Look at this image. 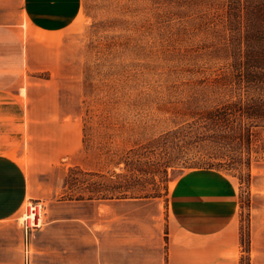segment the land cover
Segmentation results:
<instances>
[{
    "label": "rangeland",
    "instance_id": "rangeland-1",
    "mask_svg": "<svg viewBox=\"0 0 264 264\" xmlns=\"http://www.w3.org/2000/svg\"><path fill=\"white\" fill-rule=\"evenodd\" d=\"M169 1L36 0L42 27L33 30L22 0H0V13H10L0 22L19 25L0 33L8 59L0 67L12 70L13 92L37 88L44 122L32 130L36 138L18 131L6 140L27 153L23 164L37 163L20 223L37 230L53 218L86 216L110 227L127 222L116 218L123 213L155 224L168 244L176 211L228 207L237 264H264V154L253 145L249 172L240 153L206 140L205 117L231 98L205 90L226 65L214 54L225 0ZM178 129L187 137L164 139ZM171 158L175 170L165 169ZM198 163L211 170L189 169ZM125 191L129 199H121ZM163 253L167 264L168 245Z\"/></svg>",
    "mask_w": 264,
    "mask_h": 264
},
{
    "label": "crops",
    "instance_id": "crops-1",
    "mask_svg": "<svg viewBox=\"0 0 264 264\" xmlns=\"http://www.w3.org/2000/svg\"><path fill=\"white\" fill-rule=\"evenodd\" d=\"M36 5V0H22V14L33 30L42 27L35 18ZM8 15L0 13L1 19ZM18 26L3 20L0 33ZM0 40V44L7 42ZM5 59L0 57V61ZM11 71L0 67V146L2 141L4 144L0 148V264H166L163 248L167 245V264H237L240 245L228 207L206 213L176 211L167 222L168 244H163L166 235L162 232L157 238L155 224L132 222L137 217L125 216L124 209L116 218L127 222L110 227L93 224L86 216L53 218L30 231L27 244V231L20 219L25 204L34 198L37 163L30 157L32 162L23 164L27 153L15 152L7 141L18 131L23 137L36 138L32 130L44 122L39 115L40 101L34 97L37 88L19 87L13 92ZM122 202L133 206L131 200Z\"/></svg>",
    "mask_w": 264,
    "mask_h": 264
},
{
    "label": "trees",
    "instance_id": "trees-1",
    "mask_svg": "<svg viewBox=\"0 0 264 264\" xmlns=\"http://www.w3.org/2000/svg\"><path fill=\"white\" fill-rule=\"evenodd\" d=\"M169 2L183 4L181 0ZM220 7L225 10V35L214 54L226 65L205 90L231 98L205 117L210 125L207 130L212 132L206 140L222 145L226 151L240 153V166L250 172L253 145L260 149L257 154H264V0H225ZM181 137H187L184 129L170 132L164 139L174 143ZM243 152L249 156L246 160L241 158ZM164 166L177 169L176 159H169ZM202 166L198 163L189 169L211 170ZM127 192L121 193V199H129Z\"/></svg>",
    "mask_w": 264,
    "mask_h": 264
},
{
    "label": "built area",
    "instance_id": "built-area-1",
    "mask_svg": "<svg viewBox=\"0 0 264 264\" xmlns=\"http://www.w3.org/2000/svg\"><path fill=\"white\" fill-rule=\"evenodd\" d=\"M30 217H31V215H30ZM29 218V217H28ZM25 229H26V231H27V244L29 243V236H28V234L30 233V231H32V229L33 228H31V226H25Z\"/></svg>",
    "mask_w": 264,
    "mask_h": 264
}]
</instances>
